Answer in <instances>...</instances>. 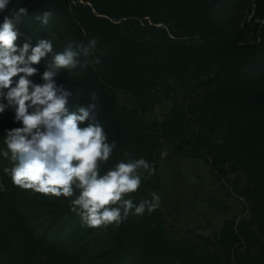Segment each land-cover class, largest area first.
<instances>
[{
    "label": "trees",
    "instance_id": "16d2710c",
    "mask_svg": "<svg viewBox=\"0 0 264 264\" xmlns=\"http://www.w3.org/2000/svg\"><path fill=\"white\" fill-rule=\"evenodd\" d=\"M44 1L43 12L52 10L63 22L66 45L85 41V30L98 40L104 53L100 65L74 76L70 86L77 89V102L81 99L82 106L89 103V92L100 96L97 116L110 140L118 141L105 168L126 159L128 153L127 158H144L156 169L162 140H174L179 151L186 146L190 152L204 155L220 179L237 175L234 189L251 207L252 223L247 228L244 224L237 227L234 220L225 223L217 237V251L194 240L175 239L159 208L142 217H129L118 228H95L112 246L110 264H231L233 251L255 225L264 236V86L244 74V67L264 73V6L257 8L256 19L262 22L257 24L253 40L241 41L228 38L215 18L221 6L218 0H83L88 6H74V0ZM79 11L75 19L74 12ZM147 18L154 24L175 26L174 37L183 39L180 44L168 40L159 45L160 54L153 61L148 44L126 31L143 29L140 21ZM203 72L208 75L202 80ZM187 81L197 83V91H202L199 106L186 110L174 102L163 122L145 126L142 117L160 103V90L170 95L172 82ZM120 92L132 98V108L121 104ZM190 114L196 120L193 131L187 129ZM240 173L247 178L246 186L238 181ZM148 180H142L137 192L130 194L135 202L148 197ZM70 199L56 195L49 199L44 217L47 237L52 234L64 241L70 229L81 224ZM16 201L14 187L0 171V223L7 227H0V258L10 264H31L24 255L34 253L28 227L32 217L29 220L22 214ZM234 256L239 264H264V246L259 256L252 257L250 251ZM60 264L70 261L61 259Z\"/></svg>",
    "mask_w": 264,
    "mask_h": 264
},
{
    "label": "clouds",
    "instance_id": "9594fccd",
    "mask_svg": "<svg viewBox=\"0 0 264 264\" xmlns=\"http://www.w3.org/2000/svg\"><path fill=\"white\" fill-rule=\"evenodd\" d=\"M17 2L21 6L15 7ZM28 13L24 0H0V116L11 110L19 125L2 135L0 161L7 160L10 166L0 171L23 189L72 198V211L89 228H118L129 217L153 213L160 206L158 193L151 192L138 203L130 194L155 174V166L125 153L126 159L105 168L118 141L110 140L97 116L100 96L89 92V103L82 106L81 99L74 103L77 89L74 95L56 80L64 71L73 80L100 65L104 53L98 40L69 42L59 52L54 50V36L38 38L35 44L30 36L18 44L22 33L17 22ZM50 16L45 11L34 19L48 25ZM48 57L39 74L35 66ZM37 74L42 83L31 79Z\"/></svg>",
    "mask_w": 264,
    "mask_h": 264
},
{
    "label": "rangeland",
    "instance_id": "374dc122",
    "mask_svg": "<svg viewBox=\"0 0 264 264\" xmlns=\"http://www.w3.org/2000/svg\"><path fill=\"white\" fill-rule=\"evenodd\" d=\"M221 4L215 14V18L223 27L226 36L230 39L239 38L241 41H251L254 38V30L261 19H256V12L259 5L264 6V0H218ZM29 7L27 16L21 17L17 22V27L22 33L17 43L22 44L28 37L33 38V44L38 38H48L54 36V50L62 51L66 45V28L59 17L52 10L46 9L51 13L48 25H42L35 21V15H42L45 7L44 0H24ZM83 3V0H74L72 4L76 6ZM21 4L16 3L15 7ZM79 12H74L75 19H78ZM2 20V17H0ZM148 20V21H146ZM141 20L139 30L127 32L133 33L141 41L148 44L153 56L150 60H155L160 52L159 45H163L172 40L180 44L183 39L175 38V26L167 25L165 22L154 24L148 18ZM154 27L149 29L148 27ZM86 39L91 38L86 33ZM185 42V41H184ZM186 42H190L186 40ZM50 60L48 57L42 60V65L35 67L39 69V74L45 70V64ZM31 79L36 83H42L40 75ZM244 74L248 80L264 86V73L252 70L250 67H244ZM207 73L201 74V79L207 77ZM57 83L71 90L75 95V89L70 86L71 77L64 71L58 74ZM173 91L170 95L166 92H159L160 103L154 110L142 117L145 126L161 123L171 112L174 102L185 106L189 110L193 106H199L202 101V91H197V83L187 81L185 83L172 82ZM118 99L121 104L133 107L132 98L125 92L118 93ZM77 103V98L74 100ZM71 107V105H69ZM187 129L193 131L196 129V120L193 115ZM14 113L9 110L0 116V147L2 145V135L6 129L18 127L13 122ZM179 143L174 140H162L161 150L156 162V172L149 177L148 194L156 192L160 195L161 201L158 207L161 211L162 219L168 232L177 240H194L202 246H208L212 251L219 250L218 235L221 233L226 222L234 220L237 227L244 224L247 228L252 223L251 207L249 202L237 195L234 189L233 181L237 175L231 173L227 179H220L212 169L210 162L204 155H198L190 152L188 147L178 150ZM10 166L7 160L0 161V168ZM239 175V174H238ZM8 177V176H7ZM11 187H14L16 203L22 209V214H27L31 222L28 223L29 232H31L30 246L34 248L31 256L24 255L25 259L31 264H60L61 259L70 261V264H110L112 257V246L101 239L95 228H89L82 222L70 229L69 234L63 241L61 237L51 236L45 230L48 220L47 216L49 199H53L51 193H38L32 189H23L14 185L8 177ZM238 181L241 185L248 183L244 173H240ZM32 212V213H31ZM0 227H5L0 223ZM211 239V242H205L198 237ZM2 240H0V243ZM264 246V236L259 225H255L251 233L242 238V242L236 251H233L231 264L236 262L234 253L239 255L247 254L249 251L252 257L259 256ZM80 249L83 253H80ZM76 254L80 261L77 260ZM0 264H10L8 260L1 256ZM126 264V263H125ZM131 264V263H130ZM226 264V261H225Z\"/></svg>",
    "mask_w": 264,
    "mask_h": 264
}]
</instances>
